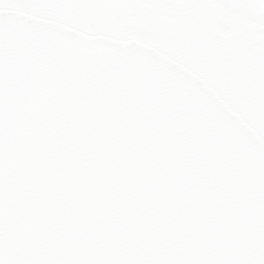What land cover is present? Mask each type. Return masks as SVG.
<instances>
[{
	"label": "snow or ice",
	"instance_id": "obj_1",
	"mask_svg": "<svg viewBox=\"0 0 264 264\" xmlns=\"http://www.w3.org/2000/svg\"><path fill=\"white\" fill-rule=\"evenodd\" d=\"M262 10L0 0V264H264Z\"/></svg>",
	"mask_w": 264,
	"mask_h": 264
},
{
	"label": "water",
	"instance_id": "obj_2",
	"mask_svg": "<svg viewBox=\"0 0 264 264\" xmlns=\"http://www.w3.org/2000/svg\"><path fill=\"white\" fill-rule=\"evenodd\" d=\"M223 11V10H221ZM264 10L261 11L260 15L264 16ZM226 14V13H225ZM66 16L72 17V16H78V17H83V18H87V17H94L98 20H103V19H107L106 14L101 11V10H86V11H80V12H75V11H69L67 13H65ZM121 15H125L124 13H121ZM200 16H207L209 15L208 12H201L199 13ZM25 16H27V18L31 19V15L28 13H25ZM45 22L49 21V17H43L42 18ZM254 31V29H253ZM249 56H251V52H249ZM221 148L226 152L231 154L230 152V146L227 144H223L221 145Z\"/></svg>",
	"mask_w": 264,
	"mask_h": 264
}]
</instances>
